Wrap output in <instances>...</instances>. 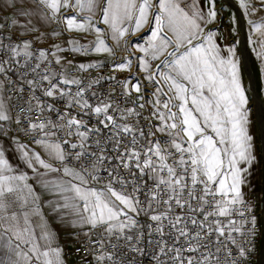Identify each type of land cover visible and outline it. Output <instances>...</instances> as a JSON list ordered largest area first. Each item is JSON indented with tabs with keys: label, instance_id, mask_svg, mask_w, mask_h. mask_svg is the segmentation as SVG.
<instances>
[{
	"label": "snow or ice",
	"instance_id": "obj_1",
	"mask_svg": "<svg viewBox=\"0 0 264 264\" xmlns=\"http://www.w3.org/2000/svg\"><path fill=\"white\" fill-rule=\"evenodd\" d=\"M236 2L264 63V0ZM216 3L0 0V264H65L36 183L83 264H264V194L257 213L245 192L251 97ZM89 53L129 76H93L105 63L76 60Z\"/></svg>",
	"mask_w": 264,
	"mask_h": 264
},
{
	"label": "crops",
	"instance_id": "obj_2",
	"mask_svg": "<svg viewBox=\"0 0 264 264\" xmlns=\"http://www.w3.org/2000/svg\"><path fill=\"white\" fill-rule=\"evenodd\" d=\"M233 2L237 6L236 0H233ZM216 7H217V9H222V16H223V21L220 24L218 35H221V36L226 35L227 36V40L221 39L220 44L223 45L224 54H226V49L229 46H233V45L235 46L237 57H239L241 60V74H242V80H243V73H242L243 63H242V55H241V41H240L241 40V30H240V25H239V20H238L237 14H236L235 10L231 6H228V4L224 0H217ZM233 13H235V15L237 17V21H238V23L235 26H233V24L230 20V17ZM253 19H255V17H253ZM243 20H244L245 29H246L247 47L250 51V55L252 56V59L254 62V71L256 74L263 76V78H264V73L261 72V69L264 68V63L261 62V59L259 57H257L256 52L253 51L254 47H255L256 51H258L259 45L258 44L252 45V44L248 43L249 36L251 35L253 40H257V38H258L257 34L251 33L249 30V27L246 23V20L244 18H243ZM100 27L104 28L105 26L101 24ZM233 27H235V31H233ZM82 35H84V34L73 32V33H66L65 37L80 39ZM94 39H95L94 33L87 34V40H94ZM131 39L135 40L136 37H132ZM81 42H85V41L81 40ZM107 43L110 46H113L115 51L123 49L122 47H116L115 42L113 40H111L110 37L107 38ZM123 55L127 56V55H129V52L126 54L123 53ZM136 55H140V53H136ZM110 58L111 57L107 53H89L87 55V57L82 56L80 54L76 55V60H78V61L86 59L89 61L106 62V61H109ZM133 60H134V64H135L134 57H133ZM133 69L135 71H137L135 67ZM141 79H142V77H141ZM262 84L263 85L260 87V89L262 91H264V80L262 81ZM6 131L12 132V130L9 129L7 126H6ZM12 135H16V133L12 132ZM5 140H7V137H5L4 139H0V147H5ZM24 143L29 144V147H34L36 151L41 152L42 158L47 159V156H46V154L43 153L42 149H40L34 145H31L30 143H27V142H24ZM7 154L10 155V157H11L10 163L13 165L14 169L17 171H26L30 177L29 182H34V180H35L34 174L32 173L31 169H28L27 166L24 164V162L22 160H20L19 153L16 151L14 146L7 148ZM248 181H249V178H248ZM250 184L248 182V186L245 187L246 193L253 186ZM34 186L36 187L37 191L40 193V199H41L40 211L43 214L44 222L46 223L47 227L53 233H55V235L57 237L56 244H58L59 246H61L64 249V247L66 245L70 244L73 240H76L74 238V229L68 227L65 223H62L60 218L54 212L51 211V208L47 204V201L49 199H51V194L45 192L38 183L34 184ZM34 220L37 223H39L40 217H34ZM63 260H64L65 264H72V261L67 260L64 257V254H63Z\"/></svg>",
	"mask_w": 264,
	"mask_h": 264
},
{
	"label": "rangeland",
	"instance_id": "obj_3",
	"mask_svg": "<svg viewBox=\"0 0 264 264\" xmlns=\"http://www.w3.org/2000/svg\"><path fill=\"white\" fill-rule=\"evenodd\" d=\"M255 19H257V17H255ZM117 52H119L120 54L121 53H124V54L128 53V52L124 51L123 49L119 50ZM250 67L252 69V73L254 76V82H255L256 90H257L260 98L262 99V101L264 103V91H262L260 89V87L263 85L262 81L264 80V78H263V76H260V75L255 73L254 62H253L251 55H250ZM242 73H243V84L246 87V89L248 90L247 94L251 97V100H250L251 133L254 135V137L256 139V154L259 157V162L256 164V166L254 168L252 166L245 165V167L250 168V171L248 172L247 175L251 181L250 185H253L252 188L247 191V193L248 192H255L260 197L264 193V161H263V157H262V142H261V138H260V132H259V128H258L257 119H256V116L254 113V107H253L254 103H253L251 91L249 88V79H248L247 74L245 72L244 66H243ZM252 175H255V176L253 178H251L250 176H252Z\"/></svg>",
	"mask_w": 264,
	"mask_h": 264
},
{
	"label": "water",
	"instance_id": "obj_4",
	"mask_svg": "<svg viewBox=\"0 0 264 264\" xmlns=\"http://www.w3.org/2000/svg\"><path fill=\"white\" fill-rule=\"evenodd\" d=\"M224 1L228 4V6H231L235 10L238 20H239V25H240V30H241V40L240 41H241L242 63H243L245 72L247 74V77L249 79V88L251 91V96H252V100L254 103L253 104L254 113L257 119L258 128L260 132V138L262 142V157L264 161V103L256 90L254 76L252 73V69L250 67V51L247 47L245 24H244L243 17L241 16V12L236 6V4H234L233 0H224Z\"/></svg>",
	"mask_w": 264,
	"mask_h": 264
},
{
	"label": "built area",
	"instance_id": "obj_5",
	"mask_svg": "<svg viewBox=\"0 0 264 264\" xmlns=\"http://www.w3.org/2000/svg\"><path fill=\"white\" fill-rule=\"evenodd\" d=\"M116 54H117V57H119L121 59L124 57L123 53L120 54L119 52L116 51ZM111 59H112V57L110 58L109 61L104 62L105 66L103 68L93 69L92 75L95 76L98 74H102L105 77H107L109 75H115L118 79H124V78L128 77L129 73L126 71L125 72H113L112 71V67H111V63H110ZM133 71L136 72L134 69H133ZM109 87H110L109 82H107V81L103 82V90H106ZM149 90H151V89H149ZM132 99H135V96H133ZM20 139L24 142L30 143V141L22 135L20 136ZM247 194H249L250 196L253 197L252 202L257 204L256 211H257V213H259L260 212V205H259L258 201H259L260 197L255 192H248ZM77 249H80V251L78 252ZM82 253H83V248L81 247V245L76 240H73L70 244L66 245L63 249L64 257L67 260H71L72 264H83Z\"/></svg>",
	"mask_w": 264,
	"mask_h": 264
},
{
	"label": "bare ground",
	"instance_id": "obj_6",
	"mask_svg": "<svg viewBox=\"0 0 264 264\" xmlns=\"http://www.w3.org/2000/svg\"><path fill=\"white\" fill-rule=\"evenodd\" d=\"M254 174H255V173H254ZM254 176H255V175H252V176H250V177L253 178ZM248 178H249V177H248ZM248 182H249V184H250V182H251V181H250V178H249V181H248ZM263 194H264V193H263Z\"/></svg>",
	"mask_w": 264,
	"mask_h": 264
}]
</instances>
